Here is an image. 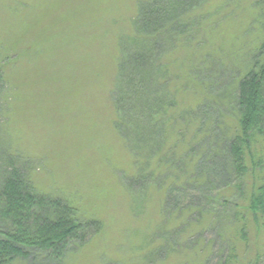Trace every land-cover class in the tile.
I'll return each mask as SVG.
<instances>
[{
  "label": "rangeland",
  "instance_id": "obj_1",
  "mask_svg": "<svg viewBox=\"0 0 264 264\" xmlns=\"http://www.w3.org/2000/svg\"><path fill=\"white\" fill-rule=\"evenodd\" d=\"M141 1L0 0L4 161L21 160L38 193L73 204L84 221L101 222L58 264H255L264 256V229L234 220L233 203L240 208L242 201L237 188L226 186L232 180L222 176L221 191L213 192L188 159L175 171L160 169L156 148L127 144L114 126L120 42ZM255 2H206L195 20L205 30L199 49L180 43L165 49L164 73L152 87L177 104L166 126L154 130L169 136L164 156L177 144L176 156L190 158L193 149L200 158V145L213 143L207 137L221 142L237 128L232 75L262 40ZM246 175V188L264 181V173ZM173 186L180 203L166 209Z\"/></svg>",
  "mask_w": 264,
  "mask_h": 264
},
{
  "label": "trees",
  "instance_id": "obj_2",
  "mask_svg": "<svg viewBox=\"0 0 264 264\" xmlns=\"http://www.w3.org/2000/svg\"><path fill=\"white\" fill-rule=\"evenodd\" d=\"M209 1L142 0L139 3L131 33L123 34L120 42L112 90L117 113L114 126L127 144H142L150 151L156 148L154 156L160 157V169L175 171L183 159H188L195 172L206 173L203 177H208L213 192L221 191L219 183L222 176L232 180L226 186L237 188L242 201L240 208L238 202L233 203L236 204L234 220L242 223L252 221L261 232L264 229V181L259 185L249 184L246 188L245 179L250 170L264 173V0L255 2L262 29L260 45L253 53L250 51L249 60L238 68L236 75H232L235 77L232 78L231 112L237 121L235 131L230 136H223L221 142L207 137V141L213 143L207 148L200 145L203 149L199 150L204 153L200 158L199 153H195L198 150L193 149H188L190 158H186L184 153L176 156L177 144L170 149L173 155L168 153L164 156L169 136L154 131L166 126L177 105L176 100H170L163 92L164 89L152 90L164 73L165 49L176 43L196 45L199 49L202 44L199 38L205 30L202 31L195 20L197 15L204 16V4ZM187 16L193 17L189 18L190 25L186 23ZM3 69L0 63V90L4 81ZM190 165L187 164L188 169ZM234 178L238 180L235 187ZM177 189L176 186L169 188L166 209L180 203L178 198L181 195L177 193L176 196L175 193ZM183 189L181 187L179 191ZM208 189L199 191L208 193ZM219 194L214 198L220 197ZM205 198L213 207V198L210 195ZM100 229V221L82 220L78 208L68 201L38 193L24 162L4 161L0 142V264H36L32 261L39 257L47 263L49 261L48 264H58L73 247L87 242ZM246 233L245 226L241 234ZM255 264H264V256L258 255Z\"/></svg>",
  "mask_w": 264,
  "mask_h": 264
}]
</instances>
